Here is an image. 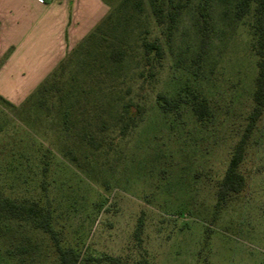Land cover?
<instances>
[{
  "label": "rangeland",
  "instance_id": "1",
  "mask_svg": "<svg viewBox=\"0 0 264 264\" xmlns=\"http://www.w3.org/2000/svg\"><path fill=\"white\" fill-rule=\"evenodd\" d=\"M199 2L181 15L172 45L163 41L164 57L152 77H129L131 94L112 90L100 101L103 111L86 131L105 124L101 148L80 160L82 169L64 158L55 132L40 128L39 110H15L0 101V190L49 209L61 247L80 253L81 264H112V258L118 264H264V114L239 168L243 191L220 205L217 198L253 107L254 20L237 19L236 0H214V32L198 63ZM144 4L149 13V0ZM138 28L157 37L148 18ZM159 95L178 108L164 114ZM195 101L208 111L201 122L192 111ZM123 103H132L129 112L137 114L124 135L117 128ZM72 141L66 136L64 144ZM24 247L30 255L20 264H58L47 234L0 221V264H17L20 257L7 254Z\"/></svg>",
  "mask_w": 264,
  "mask_h": 264
},
{
  "label": "trees",
  "instance_id": "2",
  "mask_svg": "<svg viewBox=\"0 0 264 264\" xmlns=\"http://www.w3.org/2000/svg\"><path fill=\"white\" fill-rule=\"evenodd\" d=\"M193 0H149V13L144 9L145 0H106L110 5L109 14L80 43L66 55L64 60L44 80L36 91L20 106H15L0 96V101L8 107L23 111L25 109L39 110L36 121L41 129L55 132L56 141L63 146L59 150L64 158L82 169L80 160L93 157L94 151L101 148L98 136L106 129L105 124L91 129L92 118L99 117L103 111L100 101H104L112 90L131 94V86H125V80L130 78L145 79L152 77L153 69L164 57L163 41L170 47L181 15L190 9ZM214 0H200L196 13L195 25L200 37V52L196 62L200 63L206 53V48L214 32L211 5ZM237 19L253 17L250 28L254 41L251 51L257 58V73L254 79L253 107L248 117V125L244 136L235 147L224 177L221 180L217 198L218 205L231 194H239L245 187V179L239 168L245 158L246 144L249 134L264 114V0H236ZM147 15H146V14ZM149 19L157 31V37L149 38L150 31L137 32L139 24ZM135 77H132L134 76ZM119 94V93H118ZM121 96L117 95V102ZM125 114L118 116V127L124 135L127 127L132 125L134 117L129 108L132 103H123ZM158 104L164 114L178 108L179 103L171 101L163 95L158 96ZM192 111L198 121H203L208 115L206 106L199 101L192 104ZM122 123V124H121ZM116 128V129H117ZM115 129V131H116ZM114 131V133H115ZM73 138L69 144H64L65 137ZM68 156V157H67ZM0 221L28 224L32 230L47 234L53 241L58 264H81V254L73 248H63L58 234L52 226V214L37 202L17 201L6 197L0 190ZM143 222L139 221L135 238L140 241ZM30 255L24 247L8 257L19 256L20 264L23 255ZM112 264H118L117 259H110ZM134 264H149L140 260Z\"/></svg>",
  "mask_w": 264,
  "mask_h": 264
},
{
  "label": "crops",
  "instance_id": "3",
  "mask_svg": "<svg viewBox=\"0 0 264 264\" xmlns=\"http://www.w3.org/2000/svg\"><path fill=\"white\" fill-rule=\"evenodd\" d=\"M109 12L106 0H0V96L20 106Z\"/></svg>",
  "mask_w": 264,
  "mask_h": 264
}]
</instances>
